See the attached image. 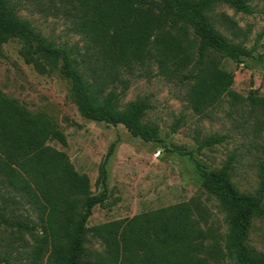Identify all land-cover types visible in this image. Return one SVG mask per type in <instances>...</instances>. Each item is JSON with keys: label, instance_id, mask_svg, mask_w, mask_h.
Wrapping results in <instances>:
<instances>
[{"label": "trees", "instance_id": "obj_1", "mask_svg": "<svg viewBox=\"0 0 264 264\" xmlns=\"http://www.w3.org/2000/svg\"><path fill=\"white\" fill-rule=\"evenodd\" d=\"M18 1L0 0V56L3 46L15 40L24 63L37 73L60 67L82 118L121 125L133 138L156 141V126L143 121L148 103L137 99L120 105V94L129 86L124 75L136 70L148 75L154 66L159 76L187 88L185 101L194 114L205 116L227 96L231 105L246 102L260 116L256 127L264 128V97L250 91L243 98L232 91L234 75L222 66L224 59L252 57L255 47L232 42L215 26L221 25L233 39L245 38L233 19L214 15V9L225 5L252 15L248 0H29L45 3L71 21L85 41L87 67L84 59L79 62L57 48L21 18ZM54 141L67 147L55 120L0 91V228L15 231V240L29 248L28 264H264V253L247 244L253 220L264 221V162L257 166L254 194L240 192L232 183L230 161L218 170L199 167L201 188L224 213V236L202 226L205 215L195 217L190 202L87 227L93 208L109 199L106 164L116 144L99 164L95 185L100 192L93 194L89 177L75 169L64 151L48 144ZM222 142L211 136L200 149ZM21 203L32 209L36 221L8 215L11 206ZM90 240L101 250L91 251ZM8 248L15 249L13 243ZM10 260L0 255V264Z\"/></svg>", "mask_w": 264, "mask_h": 264}, {"label": "rangeland", "instance_id": "obj_2", "mask_svg": "<svg viewBox=\"0 0 264 264\" xmlns=\"http://www.w3.org/2000/svg\"><path fill=\"white\" fill-rule=\"evenodd\" d=\"M248 2L255 10L252 15L236 13L225 5L214 9V15L224 14L233 19L246 33L245 38L233 39L221 25L215 22V26L232 42H242L248 49L255 47L250 58L222 61L223 68L234 75L230 89L243 98L250 91L264 97V0ZM17 11L57 48L67 50L79 62L84 59L86 67L91 66L87 64L84 39L64 14L49 10L45 3L39 5L29 0L18 1ZM19 47L15 40L3 46L0 91L29 111L44 112L56 121L66 136L67 147L56 141L48 144L64 151L75 169L89 177L93 194L100 192L95 185L99 164L108 147L116 144L106 164L109 199L104 206L93 208L87 227L190 202L195 217L204 213L202 226L212 228L217 235L226 234L224 213L217 200L201 188L198 169L218 170L230 161L232 183L240 192L254 194L258 184L257 166L264 162V128L256 127L260 116L246 102L231 105L225 96L205 116H198L186 104L185 86L159 76L154 66L148 75L136 70L133 75H124L129 86L120 94V105L123 107L137 99L148 103L143 121L156 126L157 140L143 142L133 138L121 125L113 127L82 118L72 101L70 83L61 74L60 67L41 75L24 63ZM116 91L121 92V85L116 86ZM211 136L221 137L223 142L200 149L202 141ZM8 215L16 220H37L25 203L11 206ZM12 231L0 228V255L9 256V264H28L29 248L15 240L17 233ZM21 237L31 243L28 235ZM9 243L15 249H9ZM247 244L264 253V221L253 220ZM87 246L91 251L101 250L94 240ZM226 264L234 262L228 260Z\"/></svg>", "mask_w": 264, "mask_h": 264}]
</instances>
